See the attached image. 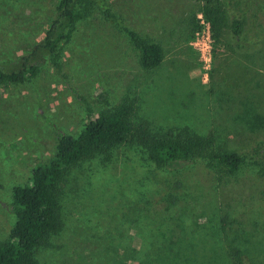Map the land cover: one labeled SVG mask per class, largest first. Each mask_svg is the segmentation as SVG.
Instances as JSON below:
<instances>
[{
  "label": "rangeland",
  "instance_id": "rangeland-1",
  "mask_svg": "<svg viewBox=\"0 0 264 264\" xmlns=\"http://www.w3.org/2000/svg\"><path fill=\"white\" fill-rule=\"evenodd\" d=\"M222 1L227 23L241 21L243 48L224 30L207 71L187 41L198 0H106L161 46L157 67L141 69L128 38L94 8L40 54L33 78L0 85V240L14 222L12 188L51 158L55 130L78 133L87 110L95 118L126 101L151 132L187 127L238 153L264 145V0ZM57 2L0 0L1 70L42 43ZM59 205L61 228L35 249L39 264H264V170L230 174L197 161L168 171L123 144L70 167Z\"/></svg>",
  "mask_w": 264,
  "mask_h": 264
},
{
  "label": "trees",
  "instance_id": "trees-1",
  "mask_svg": "<svg viewBox=\"0 0 264 264\" xmlns=\"http://www.w3.org/2000/svg\"><path fill=\"white\" fill-rule=\"evenodd\" d=\"M196 13L209 23L212 47L219 44L224 30L228 29L236 50L243 43L240 19L227 23L225 7L220 0H198ZM98 9L105 20L124 33L136 51L141 69L151 70L162 59L161 46L142 38L126 27L109 9L106 0H58L55 18L43 33L42 43L35 45L30 54L23 57L16 70L0 69V85H16L27 82L37 73L40 54H53L58 44L67 41L92 9ZM196 13L188 22L189 41L198 29ZM132 106L122 101L116 106L98 111L95 118L86 111L82 128L75 136L55 130L53 154L46 162H38L31 170L28 182L11 190L10 212L14 222L0 240V264H39L34 258L37 248L50 246L49 239L61 228L60 184L68 169L80 161L96 156H106L111 149L123 144H134L141 149L149 163L157 168L177 171L197 161L207 168L224 170L233 174L242 167L264 170V145H258L238 153L216 147L213 135H199L187 127L151 132L143 120L132 119Z\"/></svg>",
  "mask_w": 264,
  "mask_h": 264
},
{
  "label": "built area",
  "instance_id": "built-area-1",
  "mask_svg": "<svg viewBox=\"0 0 264 264\" xmlns=\"http://www.w3.org/2000/svg\"><path fill=\"white\" fill-rule=\"evenodd\" d=\"M198 29L193 33L189 46L197 54L202 63V69L207 71L211 61L212 40L210 36L209 23L203 19L201 14L196 15ZM206 75L203 74L205 79Z\"/></svg>",
  "mask_w": 264,
  "mask_h": 264
}]
</instances>
